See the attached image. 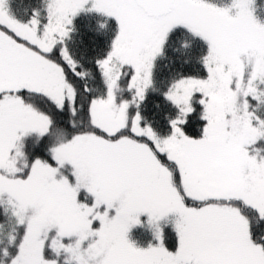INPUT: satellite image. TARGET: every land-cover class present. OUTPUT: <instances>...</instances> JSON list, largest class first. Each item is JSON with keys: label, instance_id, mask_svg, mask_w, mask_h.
I'll return each mask as SVG.
<instances>
[{"label": "snow or ice", "instance_id": "1", "mask_svg": "<svg viewBox=\"0 0 264 264\" xmlns=\"http://www.w3.org/2000/svg\"><path fill=\"white\" fill-rule=\"evenodd\" d=\"M0 264H264V0H0Z\"/></svg>", "mask_w": 264, "mask_h": 264}]
</instances>
